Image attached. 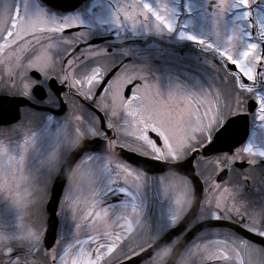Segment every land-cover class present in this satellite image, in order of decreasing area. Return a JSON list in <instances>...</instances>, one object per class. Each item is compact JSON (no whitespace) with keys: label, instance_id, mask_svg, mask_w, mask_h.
<instances>
[{"label":"snow or ice","instance_id":"obj_1","mask_svg":"<svg viewBox=\"0 0 264 264\" xmlns=\"http://www.w3.org/2000/svg\"><path fill=\"white\" fill-rule=\"evenodd\" d=\"M31 4L32 9L29 10L26 3L25 14L21 13L17 4L10 27L0 33V64L7 60L6 70L11 82L5 87H16L18 83L23 85L22 93L17 96H6L0 90V133L4 129L11 133L14 130L12 126L24 118L21 109L27 106L28 114L38 118L36 127L22 135L21 144L27 146L42 136L50 135L54 122L58 130L61 125L54 118L67 114L78 103L83 111H78L76 119L88 120V116L92 115L93 121L89 123L98 122L102 135L86 139L84 146L72 154L73 159L83 157L91 161L93 156L85 153L89 150L95 153L96 147L104 142V137L112 135L115 138L110 121L116 120L121 128H143L142 135L147 141L143 147L149 153H156L146 155L142 151L133 152L121 146L122 156L129 161L133 160V156L136 159L143 157L153 166V172L174 168L187 173L197 192L201 190L202 181L199 174L191 175L196 170L194 160L197 164L211 163L214 170L219 169L215 173V181H219L226 172L244 168L245 165L258 168L264 174V146L258 143L264 139V0H168L163 4L157 0L156 5L150 0H123L120 5L122 10L111 14L112 27L104 32L100 28L91 32L84 29L91 22L85 17L100 20L103 25L105 0H85L78 9L70 12L53 10L42 0H31ZM185 4L187 12H184ZM205 5L215 18L219 39L192 32L184 36L188 25L203 27ZM150 18L157 21L158 29L164 27L171 32L175 27L180 38L155 49L149 48L139 36H133L130 40L116 39L126 21H131V27L136 21ZM181 19L184 20L183 24L180 23ZM37 33H41L42 37ZM69 33H74V38H69ZM33 39L36 45L32 44ZM122 43L137 47L135 51L120 52ZM196 44L206 46L207 54L212 55L211 63L193 52V45ZM8 49H15V52H9L5 58L3 53ZM109 55L112 62L105 67L100 59ZM121 56L123 58L119 59ZM134 58L155 67L161 78L187 82L199 91L169 93L166 99H161L158 92L147 84L141 86L140 81H147V76L141 74L129 78L125 73L122 88L118 89L122 97L120 105L111 110L108 106L111 97H105L110 91L109 84L116 83L113 78L121 73L127 61ZM22 61L27 62L25 70H22ZM57 64L59 72H54ZM48 72L53 74L48 75ZM29 77H34L35 81H30ZM233 96L236 97L235 107L240 109L238 111H232L229 103ZM221 97L224 98V107L231 114L214 132L209 130L202 141L200 133L204 128L211 129L214 123L219 122ZM98 98L104 99L103 109ZM6 100L11 101L7 108ZM146 117L152 122L149 123ZM171 124L191 129L190 138L179 149L174 147L169 135L157 130ZM4 147L0 141V149ZM165 148L170 149L167 155L164 154ZM224 150L229 155L223 159L219 156L213 160L206 159L210 154ZM185 152L188 154L184 155ZM121 173L131 175L134 183L130 184L126 177L121 178ZM243 179L247 180L248 177L244 176ZM61 183L59 180L53 183L49 206L53 204V196ZM147 188L148 179L144 172L134 173L126 163L112 166L110 179L102 187L79 186L76 192L69 193V199L78 200L80 194L89 199L90 206L84 215L90 230L56 250L57 233L53 231L49 235V228H45L42 258L51 264H72L73 257H84L88 264H109L128 237L119 231H102L95 226L106 219L113 224L119 221L118 227L128 231L134 219L138 221L143 214L153 213V200ZM175 219V216L171 217L172 221ZM208 223L222 225V212L216 211ZM203 227L204 223L201 222L189 228L184 233V239L191 241ZM233 227L250 241L247 264H264V229L253 232L243 225ZM184 228L183 223H173L168 227L161 222L162 239L170 240ZM68 230L71 231V228ZM150 247L133 255L125 254L123 259L117 257L119 264H139L143 256L150 254ZM24 251L23 248L13 247L0 252V264H19ZM35 251L40 253L41 249L36 248ZM215 252L218 254L206 257V264L221 260L228 264L231 258L224 249H216ZM235 264H246L245 256L235 258Z\"/></svg>","mask_w":264,"mask_h":264},{"label":"flooded vegetation","instance_id":"obj_2","mask_svg":"<svg viewBox=\"0 0 264 264\" xmlns=\"http://www.w3.org/2000/svg\"><path fill=\"white\" fill-rule=\"evenodd\" d=\"M150 2L153 5L157 4V0H150ZM167 2L168 0H161V4ZM26 3L28 9L31 10V0H27ZM84 3L85 1L82 4ZM122 4L123 0H105V4L103 5L105 7L103 25L100 20L85 17L86 20L91 19V22L86 24L84 30L91 32L96 28H100L101 32L107 31L112 27L111 14L121 11L120 5ZM9 5L8 0H0V33L9 27L10 24L8 21H11L14 17V12L10 11ZM203 8H206V11L209 12L206 5ZM22 12L25 14V11ZM184 12H187L186 4ZM138 23L139 28L137 27ZM180 23L183 24L184 20L181 19ZM130 24L131 21L125 22L124 29L116 37L117 40H130L133 36H139L141 40L146 42L149 48L155 49L169 42H175L180 38V34L176 31L175 27L171 32L164 29V27L158 29L156 26L157 21L151 18L136 21L135 24L129 27ZM152 24L155 25V28H152ZM199 28L200 25H188L183 35L187 36L185 33L189 32L197 34L198 31L196 30H200ZM208 28L212 29L213 25L208 24ZM37 36L42 37V34L37 33ZM68 36L69 38H74L75 34L69 33ZM207 37L211 38L210 36ZM94 38L99 39V37ZM32 44L36 45L35 39L32 40ZM0 46H2V43ZM193 46L200 45L196 44ZM203 46L206 49V46ZM136 47V45L131 43H122L119 51L127 53L129 51H135ZM9 52H15V49H8L3 53V56L7 58ZM122 58L121 56L119 59ZM111 62V55L100 59V63L104 64L105 67L109 66ZM117 62L119 61L117 60ZM22 63L24 65L22 70H25L27 68V62L22 61ZM7 67V60L5 59V62L0 64V77L3 78V81L0 82V90L6 96L20 95L23 91V85L21 83H18L16 87H5V85H10L11 83L8 80L9 73L6 70ZM213 67L216 66L213 65ZM54 72H59L58 64L54 66ZM125 73H127V77L129 78L141 74L147 76V81H140L141 86L147 84L158 92L160 96H166L172 93L170 83L175 84L173 79L161 78L157 74L155 67L147 64L143 60L136 61L135 58L129 60L122 66L121 73H118V76L113 78V81H116V83L110 82V91L105 94V97H111V102L108 105L111 110H114L111 107L115 99L113 96H120L118 89L122 88ZM47 74L51 75L53 72H48ZM16 79L19 80V77L17 76ZM28 79L33 82L35 81L34 77H29ZM100 107L102 109L104 108L101 105ZM82 110V106L76 103L67 114L54 118L55 121H59L61 126L57 130L58 125L54 122L52 124L51 134L42 136L35 141L39 147L36 149L33 158L24 156L23 152L26 154V150L24 147H21V143L18 144L17 140V137H20V135L22 137L23 134L21 133L36 127V120L38 118H33L28 114L29 110L27 106L21 109L24 118L19 124L12 126L14 130L10 133L8 129H4L0 133V141L5 146L3 149H0V229H6L7 227L5 222H8V215L5 213V209L8 206L13 210L38 212L41 213L38 221L39 224L30 228L31 231H36V233L30 235V241L31 244H36L40 238L42 239V231L45 227L44 213L46 212V204L50 197L52 183L67 156L82 139L89 138L90 136L88 135V120L76 119L78 111ZM110 122L113 125L112 133H114L115 138L113 139L112 135L104 137V152L85 153V155H92L93 159L88 161L84 160L83 157L78 158L65 179L57 206V213L59 214V221L61 222H59L61 224V236L58 250L81 236L83 232L90 230L87 227L88 221L84 215L85 210L90 206L89 199H86L85 195L80 194L78 200H70L69 193L76 192L81 185L86 188H92L94 185L102 187L110 179V169L112 166L118 163H126L134 173L144 172L147 177V191L153 200V213L143 214L138 221L134 219L128 231H124L118 227L119 221L113 224L105 219L96 224L95 227L102 231L105 229L119 231L121 235L128 237L123 247L117 249L109 262V264H118L119 260L117 257L123 259L125 254L133 255L135 252H141L158 238L162 237V231L160 229L161 222L171 227L173 223L179 224L184 220L192 207L194 185L183 174H178L173 171L150 174L128 163L123 159L124 156L121 155V146L133 152L142 151L146 155H156V153H149L143 147L147 142L142 135L144 129L138 130L136 127L120 130L118 121L111 120ZM148 122L151 123V119H148ZM91 125V132L95 133L94 135H102L99 124L98 126L94 123ZM95 128L98 130H95ZM162 129L169 131V136L172 138L176 149H179V143L182 147L185 141L190 138L191 129L184 126L176 127L169 125L165 128H159V130ZM10 142L18 144L13 145V150L11 151H9L12 146ZM258 143L262 146L261 142L258 141ZM169 151L170 149L165 148L164 154L167 155ZM15 153H20V156H14ZM183 154L187 155L188 153L185 152ZM226 155L229 154L222 152L209 156L206 159L213 160L216 156L223 159ZM27 161L34 164L35 172L24 171L22 167ZM193 163L196 164V170L193 173L195 175L199 174L202 181V194L199 208L187 221L183 231L174 235L161 249L157 250L149 259L140 264H165L174 247L184 239V233L196 224L208 221L216 211L222 212L223 221L229 222L231 224L230 227L212 226L200 229L194 234L192 240L187 241L181 249L174 264H206V257L218 254L215 250L221 248L231 258L228 264H235V258H238L239 255L245 256V262L247 264V249L250 241L237 232L233 226L238 227L243 225L246 229H250L253 232L264 229V174L258 168L245 165L244 168H235L231 172H226L220 177L219 181H215V173L219 169L214 170V166L211 163L207 165L197 164L196 160ZM225 164H227V161H225ZM10 170L13 171L11 172ZM16 170H20V172ZM244 176H247L248 179L244 180ZM25 177L30 181L27 185L24 182ZM125 177L130 184L134 183L131 175L121 173V178ZM172 216H175V221L171 220ZM70 228L71 231L68 230ZM154 228L159 229L155 234H153ZM20 238L21 236L17 235L11 238V242L17 243ZM1 240L0 252H4L8 250V245L6 244L8 241L2 242ZM124 248L128 250H124ZM42 256L41 254L32 255L26 253L25 250L22 253V258L19 260V264H51L50 261H45ZM87 263L88 261L84 257L80 259L73 257L72 264ZM213 264H224V261H214Z\"/></svg>","mask_w":264,"mask_h":264},{"label":"rangeland","instance_id":"obj_3","mask_svg":"<svg viewBox=\"0 0 264 264\" xmlns=\"http://www.w3.org/2000/svg\"><path fill=\"white\" fill-rule=\"evenodd\" d=\"M8 2L10 4L9 7H10L11 12L15 13V8H16L17 4L20 5V8L22 11H25V4H26L27 0H8ZM22 11H21V13L23 14L24 12H22ZM8 23L11 25V21H8ZM202 24H203V27L200 26V28H199L200 30H198V29L196 30V31H198L197 35H204L206 37L210 36L212 39H217V40L219 39V37L216 35L217 27L215 24V18L213 16H211L210 12L206 11V8H203ZM208 24L213 25V28L209 29L210 27L208 28ZM10 25H9V27H10ZM137 27L139 28V23H138ZM152 28H155L154 24H152ZM222 31H223V29L221 27V32ZM185 34H188V33H185ZM202 48H204L203 45L193 46L192 50L195 54H197L203 60H205L208 63H211L212 55L207 54V51H201ZM172 79L175 81V84L170 83V90L173 94H175V92H178V93L179 92H186L187 93V92H198L199 91V89L197 87H195V86H193L187 82L178 81L175 78H171V80ZM164 80H166V79H164ZM160 97H161V99H166L168 97V95L160 96ZM113 98H115V99H114L113 105H111V107H113L115 110V108H117L120 105V101H121L122 97L121 96H113ZM99 102H100L101 106L105 107V103H104L102 98L99 99ZM235 102H236V97L233 96L231 98V100L229 101L230 105L232 106V111L240 110V109H237L235 107ZM220 103H221L222 113H221L220 117L218 118L219 122L214 123V126L211 129H208L207 127L204 128L203 132L200 133V139L202 141H203V137L207 134V132L209 130L214 132V130L216 128H218L220 126V124L223 123V119L226 118L229 114H231V112L228 110V108L224 107V98L223 97H221ZM245 103H246V101H245ZM86 115H87V113H86ZM88 119L93 121V119L90 115L88 116ZM87 125H88V135H90V132L92 130V125H91V123H89V121H88ZM170 126H175V124H171ZM119 128H120V130H126L127 129V128H121V127H119ZM137 129L142 130L143 128L137 127ZM157 130L161 131L162 133L169 135V131H167V130H164V129L159 130V128H157ZM21 134H23V133H21ZM17 140H18V144H20L21 140H22L21 135H20V137H17ZM259 142L262 143V146L264 145L263 144L264 139H260ZM18 144L15 142L14 143L10 142V145H12V146L9 149V151L13 150V148H12L13 145L15 146ZM21 147H24L26 150V154H25V152H23L24 156L33 158L35 155V151L39 146L36 144L35 141H32V142L28 143L27 146H22V144H21ZM179 148H181L180 143H179ZM21 155H23V154H21ZM14 156H20V153H15ZM24 166L22 168L26 172H33V171L35 172L36 171L34 164L30 163V161L25 162ZM20 170H21V168H20ZM20 170H16V171L20 172ZM10 171L12 172L13 170H10ZM24 182L27 185L30 181H29V179H27L25 177ZM5 213L8 215V224H7L8 228L2 229V232L0 233V240L2 239L3 241H9L13 236L14 237H16L17 235H20L21 237L22 236H30V235L36 233V231H31L30 228L37 226L39 224L38 221L40 219V213L28 212L27 210L26 211L15 210V209L13 210L9 206L5 209ZM25 218L28 219V223H26ZM158 231H159V229L154 228L153 234H155V232H158ZM156 236H158V235H156ZM17 245L18 244H11L10 247H12V246L15 247ZM34 245H37V243ZM37 248H39V247H37Z\"/></svg>","mask_w":264,"mask_h":264},{"label":"water","instance_id":"obj_4","mask_svg":"<svg viewBox=\"0 0 264 264\" xmlns=\"http://www.w3.org/2000/svg\"><path fill=\"white\" fill-rule=\"evenodd\" d=\"M82 1L83 0H42V2L44 4H46L48 7L52 8V9H54L56 11H60V12H69V11H72ZM9 103H11V101H7V100L5 101V107L6 108L8 107ZM84 142H85V140L81 141L78 144V146L66 158V160L62 164V166L59 169V171L57 173V176H56V178L54 180V182H56L57 180H59L62 183H61V185L58 186L57 193L53 196V204L51 206H49L48 203H47V206H46V212H47L46 228H49V233H48L49 235H51V233L53 231L56 232V230H57L58 217H57V214H56V209H57L58 201H59V198H60L61 190H62V187L64 185L65 179H66L68 173L70 172V169H71L72 165L74 164V162L76 161V159H78V158L73 159V155L72 154L74 152L79 151L84 146ZM104 149H105V141L104 142H101L96 147V151H99V152H104ZM90 151L91 150H89V152ZM223 152H227V151L224 150ZM220 153H222V152H220ZM214 154H216V153H214ZM214 154H210L209 156H212ZM123 159L126 160L128 163H131L132 165H135L136 167H138L141 170H143V171H145L147 173H150V174H153V173H162L164 171H173V172H176V173H180V174L186 175L192 181L191 176L189 174L180 172L178 169H174V168H166V169H161L160 171L153 172V169H152L153 166L151 164L145 162V159L143 157H141L140 159H136L135 156H134L132 161H129L126 157H123ZM191 175H195V174L192 173ZM193 185H194V183H193ZM201 194H202V185H201V190L199 192H197L196 187L194 185V199H193V203H192L191 210L186 215V217L184 218V220L181 221V223H183V224L186 225L187 221L196 213L197 209L199 208ZM51 195H52V187H51L50 196ZM49 217H50V220H49ZM203 223H204V227L203 228H205V227H212V226L230 227V225H231L229 222H226V221H224V223L222 225H212L211 223H208V221L203 222ZM239 233L241 235H243L242 232H239ZM177 234L178 233H176L174 235H177ZM168 241L169 240H166L165 241V240L162 239V237H160L158 240H156L151 245V247H150V254H148L146 256H143V258H142L141 261H143V260L151 257L154 254V252H156L157 250L161 249ZM186 243H187V241L185 239H183L181 242H179L175 246V248L173 249V251H172L170 257L168 258V261H167L166 264H174V261H175L177 255L179 254V252L181 251V249L184 247V245Z\"/></svg>","mask_w":264,"mask_h":264}]
</instances>
